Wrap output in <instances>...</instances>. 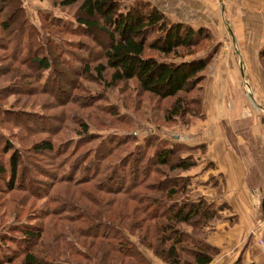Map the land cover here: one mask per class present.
Here are the masks:
<instances>
[{"label": "rangeland", "instance_id": "rangeland-1", "mask_svg": "<svg viewBox=\"0 0 264 264\" xmlns=\"http://www.w3.org/2000/svg\"><path fill=\"white\" fill-rule=\"evenodd\" d=\"M62 1L0 0V162L7 165L11 156L10 151L6 154L5 151L2 152L5 143L12 145L11 147L24 157L20 160L21 171L14 181L13 191L6 187L8 175L0 178V258L13 254L22 244L21 235L13 233L12 229L26 225L40 226L57 218L45 215L59 208L58 205H48L49 194L64 195L66 190L62 187L66 184H59H62L64 176L69 175L67 170L71 169L72 173V166L77 164L81 155L89 151H92V160L97 162L95 152H102V143H110L108 145L113 147L115 143L118 146L126 141L122 147L118 146L109 162L119 161V158L132 151L133 158L125 167L133 166V163L140 159L139 171L136 172L137 181L146 180L145 186L157 189L164 186L165 182L175 180L171 179L174 175L169 173L167 168L153 163L157 148L173 146L178 149L182 158L191 156L195 167L181 175L189 179L187 190L191 201L202 197L218 206H214L217 208L218 218L212 221L209 227L226 217L232 219V211L227 210V204L220 203L221 196H226V178L221 172L220 175L217 173L215 162H208L209 158L214 157L213 148H220L224 144L227 152L220 158L224 157L226 160L240 157L247 165L246 183L249 181L247 187L251 190L250 199L254 201L255 221L262 219L259 201L263 198L264 191L258 190V186H264V105L262 106L259 103L260 98L253 94L252 101L247 96L240 66L243 65L242 57L246 61L249 60L247 51L251 42L258 45L257 49L263 42H259V39L252 41V38L258 35L245 37V34L234 32L233 19L227 18L225 14L227 0H205L202 10L196 13V17L206 24L201 27L210 31V38L199 45L200 50L196 56L187 59L209 55L211 59L202 77L198 78L199 81L191 85L188 93L179 96L185 101V111L188 114L171 122H166L164 111L173 103L174 98L158 101L141 93L135 82L117 84L107 90L102 83L96 81L93 73V76L82 74L85 66L92 69L98 64H104L100 53L103 52L102 46L104 47L107 39L97 32L72 31L76 29L75 20L79 4L61 7ZM133 1L141 0H130L124 2V5L128 7ZM148 1L158 5L160 10L159 4L165 5L170 13L176 11V8V13L179 9L182 11L183 3H193V0ZM6 19L11 27L20 23L22 30L7 35L2 30V22ZM70 31L74 34L68 33ZM151 39L152 34H149L146 44ZM57 53L60 56L57 55L54 59ZM37 54L50 57L52 70L35 71L34 66L29 63L21 65L19 62ZM257 59L264 72V63L258 53ZM39 83L46 84L42 85L44 91L39 87ZM16 84L24 90L23 93L11 89V86ZM81 123L88 126V131L93 137L90 142H84L87 141V136L79 134ZM42 139L52 140L54 147H59L57 149L60 154L55 152L49 157L33 153L32 145ZM65 143L67 145L61 148L60 145ZM76 144L83 145L74 151ZM105 149L106 147L103 151ZM145 150L146 153L142 154ZM69 162L70 164L65 166ZM142 167L148 169L145 171ZM23 168L28 172L30 186L35 185L33 194L23 190L27 183ZM59 168L61 169L58 170ZM118 169H121L119 174L125 171L124 166ZM84 175V171L80 170L74 178L78 180ZM85 176L91 177L89 174ZM133 177L128 175L129 183L136 179ZM94 185L101 190L105 189L108 198H125L107 195V191L114 189L111 184L109 186L105 183L101 188L95 181ZM75 187V190L87 188L89 182ZM127 196L131 197V193ZM46 197H49V200ZM149 205L143 203L141 206L149 208ZM221 206L222 210L219 211ZM65 211L67 214L63 212L61 216L74 214L71 209ZM153 211L155 204L147 209L148 213ZM229 224L230 228L234 227L237 219L234 218ZM121 227L123 228V225ZM186 231L191 233L190 228L185 229ZM64 234L67 235V240L75 241V236L68 231ZM213 234L214 231L209 234L207 241L215 247L211 242L215 241ZM194 235L199 239L202 234L197 232ZM2 237H6L8 241L1 239ZM130 240L134 245H138L136 236L132 235ZM140 252L149 264H163L151 250L141 248ZM120 261L122 264H140L130 258ZM17 262L12 264H18Z\"/></svg>", "mask_w": 264, "mask_h": 264}, {"label": "trees", "instance_id": "trees-1", "mask_svg": "<svg viewBox=\"0 0 264 264\" xmlns=\"http://www.w3.org/2000/svg\"><path fill=\"white\" fill-rule=\"evenodd\" d=\"M129 1L63 0L60 3L61 7L79 4L75 20L76 29L72 31L97 32L107 39L104 47L102 46L103 52L100 53L104 64H98L92 69L85 66L82 74L93 76V73L96 81L102 83L107 90L117 84L135 82L141 93L158 101L174 98L173 103L164 111L166 122H171L175 118L182 119L188 112L185 111V101L179 96L188 93L191 85L199 81L198 78L202 77L211 59L210 55L189 60L187 58L199 53V45L209 40L210 31L204 27L194 29L186 24L174 23L148 0L133 1L126 7L124 2ZM21 26L20 23H16V26L11 27L7 19L2 22V30L6 34L14 31L18 33L22 30ZM149 34H152V39L146 44ZM57 55L60 56L57 53L53 58L56 59ZM258 57L264 63V47L259 51ZM19 62L21 65L29 63L30 66H34L35 71L52 70L50 57L39 54ZM42 85L46 84L39 83V87L44 91ZM12 88L17 92H24L20 85H13ZM41 118L46 121L43 116ZM80 126L79 134L87 136V141L84 142H90L93 137L88 131V126L83 123ZM51 141L42 139L35 142L31 148L33 153L49 157L55 152L59 155L58 146L54 147ZM102 144V147L100 146L102 152H95L97 162L92 160V151H89L80 156L76 165L74 163L71 165L72 173L71 169L67 170L69 175L64 176L62 184H59H66L62 187L66 190L64 195L51 193L50 200L46 197L50 201L48 205H58L59 208L45 215L57 218L40 226L26 225L12 229L13 233L21 235L22 244L13 254L1 256L0 264H12L17 261L18 264H116V262L122 264L120 260L126 258L134 259L140 264H149L140 252L141 248L151 250L163 264H211L219 250L207 240L209 234L215 230L214 224L217 222L211 227L209 225L218 218L216 208L218 206L202 197L196 201L189 199L187 190L189 179L182 177L181 174L195 167L193 158L191 156L182 158L178 149L173 146L157 148L153 163L167 168L168 172L174 175L171 179H175L165 182L164 186L157 189L145 186L146 180L137 181L136 172L139 171L140 159L134 162L133 166L125 167L133 158L132 151L119 158V161L109 162L118 146L122 147L126 141L119 143L118 146L115 143L113 147L108 145L110 143ZM65 145L67 143L60 146L64 148ZM82 145L76 144L73 150H78ZM11 146L5 143V149L2 150L5 154L11 152L8 164L0 162V178L8 175L6 187L9 191L15 189L14 181L21 171L20 160L24 159L23 155ZM144 153L146 150L142 152ZM68 164L70 162L65 166ZM120 166H124L125 169L121 174H119L121 169H118ZM143 169L146 171L148 168ZM80 170L91 177L84 175L77 180L74 175ZM23 173L25 180L27 179L23 190L33 194L35 185L30 186L29 175L25 169ZM128 175L136 179L129 183ZM95 181L101 188L105 183L113 185L114 189L107 191V195L125 198H108L105 189L95 187ZM87 182L89 187L75 190L77 188L75 186ZM118 184L120 186H117ZM129 193L131 197L127 196ZM143 203L150 204L149 208L155 204V211L148 213L149 208H142ZM226 206L230 211V207ZM65 207L71 209L74 214L61 216L63 212L67 214ZM222 207H219V211ZM227 218L229 223L234 219L233 217L231 220L230 217L225 219ZM119 225H123V228ZM187 228L191 229V233L185 232ZM65 231L74 235L75 241L67 240ZM197 232L202 234L199 239L194 235ZM132 235L138 238V245L131 242ZM1 239L8 241L6 237ZM58 251L60 252L57 253ZM16 257L19 260H16L18 259ZM233 264L254 263L245 262L240 255Z\"/></svg>", "mask_w": 264, "mask_h": 264}, {"label": "crops", "instance_id": "crops-1", "mask_svg": "<svg viewBox=\"0 0 264 264\" xmlns=\"http://www.w3.org/2000/svg\"><path fill=\"white\" fill-rule=\"evenodd\" d=\"M203 3L205 0L204 2L193 0L192 4L183 3L181 4L182 11L179 9L178 13H176L178 8L170 13L165 5L159 4V7L172 22L186 24L197 29L206 25L200 21L199 17H196V13L202 10ZM225 4L226 12H224L227 18L233 19L234 32L245 34V37L251 34L258 35V37H251L252 41L259 39V42H263L258 49L256 48L258 45L251 42V47H248L247 51L249 60L246 61L242 57L243 65L240 66L241 77L244 78V85L247 88V96L250 99L253 95L260 98L262 102L259 101V103L263 106L264 72L257 61V53L264 47V0H227ZM242 41L243 39L240 43ZM216 120L218 121L219 117ZM224 146L222 144L220 148H213L214 157L209 158L208 162H215L217 173L221 172L226 178V196H221L220 203L224 202L230 207L232 211L230 216L237 219V224L230 228L228 218L215 224L213 234L215 241L211 242L219 250V256L211 264H233L240 255L247 263L264 264V219L260 218L255 221L254 201L250 199L251 190L246 183L247 165L240 157L226 160L224 157L220 158L227 152V147ZM258 190L264 191V186L259 184ZM261 200L259 201L260 210Z\"/></svg>", "mask_w": 264, "mask_h": 264}, {"label": "water", "instance_id": "water-1", "mask_svg": "<svg viewBox=\"0 0 264 264\" xmlns=\"http://www.w3.org/2000/svg\"><path fill=\"white\" fill-rule=\"evenodd\" d=\"M261 212H262V217L264 219V199L261 200Z\"/></svg>", "mask_w": 264, "mask_h": 264}]
</instances>
